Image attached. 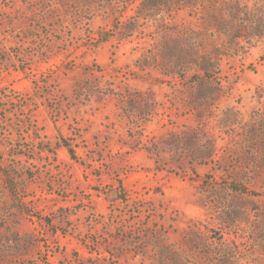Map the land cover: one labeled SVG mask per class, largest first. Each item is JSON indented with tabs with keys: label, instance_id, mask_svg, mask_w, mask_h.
I'll list each match as a JSON object with an SVG mask.
<instances>
[{
	"label": "rangeland",
	"instance_id": "obj_1",
	"mask_svg": "<svg viewBox=\"0 0 264 264\" xmlns=\"http://www.w3.org/2000/svg\"><path fill=\"white\" fill-rule=\"evenodd\" d=\"M0 264H264V0H0Z\"/></svg>",
	"mask_w": 264,
	"mask_h": 264
}]
</instances>
